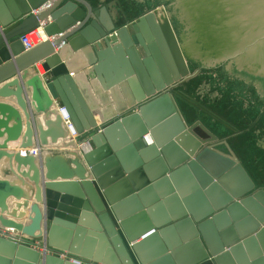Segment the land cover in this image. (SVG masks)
<instances>
[{
  "label": "water",
  "instance_id": "water-1",
  "mask_svg": "<svg viewBox=\"0 0 264 264\" xmlns=\"http://www.w3.org/2000/svg\"><path fill=\"white\" fill-rule=\"evenodd\" d=\"M159 5L161 21L147 13ZM39 27L48 39L24 52L20 37ZM242 71L264 80V0H0V98L24 111L22 148L68 132L92 145L40 171L0 153L35 185L31 224L1 226L43 231L42 251L0 237V263L264 264V81ZM95 93L117 115H102ZM9 197L26 199L0 181L1 213Z\"/></svg>",
  "mask_w": 264,
  "mask_h": 264
},
{
  "label": "crops",
  "instance_id": "crops-1",
  "mask_svg": "<svg viewBox=\"0 0 264 264\" xmlns=\"http://www.w3.org/2000/svg\"><path fill=\"white\" fill-rule=\"evenodd\" d=\"M79 8L83 11H86V8L82 4H78ZM157 16L158 20H163L166 18V14L159 13ZM126 25V24H125ZM9 54L12 57L16 51L10 49ZM78 59H82L81 56L76 57V61ZM73 64V63H72ZM75 64V63H74ZM34 69L40 74L43 75V71L40 72L39 69H41V63H38L34 66ZM42 70V69H41ZM70 71L74 73L73 75L79 76L81 75V69L74 70V67L71 65ZM3 84H1L2 86ZM97 93L100 95V98L103 97V93L98 88ZM96 93L92 94L93 96V102L96 108H99L98 111L102 112V115H106L109 119L110 117H114L117 115L116 110V102L112 99L111 95H107L106 105H103V100L100 99ZM0 103H4L8 105V107L12 108L17 117H11L7 120V117L5 115H2L0 112V121H4L2 126L0 127V153L7 154V155H20L21 157H32L34 159L35 166L39 169H41L40 165L47 157H54V156H62L64 159H70L75 155L79 159L81 158L80 155V145L83 144V140L85 139V136L78 137L77 135L74 136L73 133H69L67 131V125L65 126L67 133V138L63 141H59L55 144H51L50 142L47 144V146H38L35 145L33 141V147L30 148H22L23 144V134L25 132V124H26V118L24 111L18 106L17 101L15 97H10L6 99L0 98ZM115 118H118L117 116ZM16 119L20 124H22V131L20 132L19 136L15 140H9L8 139V131H11L16 126ZM5 123V125H4ZM65 123V122H64ZM79 148V149H78ZM86 169V168H85ZM42 174L45 173V168H42L41 171ZM24 175V176H23ZM33 175L32 171H29V166L24 165H17V163L13 160L8 161L5 158V155L0 160V181L8 183L10 186L16 188L17 190H20L21 193H23L26 196L25 198H21L20 200H16L13 197H9L5 200V205L7 206V210L4 213H1L0 210V216L4 217L7 220H10L14 222L15 224L22 225V226H28L31 224V219L33 218V214L30 211L31 205L34 204V195H35V185L34 183L29 179ZM27 201V207L25 209H16L15 205L17 203L23 204ZM41 234H43L42 228L39 231H36L34 233L33 237H29L26 235H23L21 231H18L15 228H6L2 227L0 224V237L7 238V237H13L16 239L25 240L30 243L31 247L35 250L41 249ZM35 244H39L37 247ZM1 264V263H0Z\"/></svg>",
  "mask_w": 264,
  "mask_h": 264
},
{
  "label": "built area",
  "instance_id": "built-area-1",
  "mask_svg": "<svg viewBox=\"0 0 264 264\" xmlns=\"http://www.w3.org/2000/svg\"><path fill=\"white\" fill-rule=\"evenodd\" d=\"M47 39L48 38H47V36H46L43 28L42 27H39V28H37V29H35V30L27 33V34L22 35L20 37V42H21V44L23 46L24 52H27V51H30V50L34 49L35 47L39 46L40 44H42L43 42H45ZM42 71H43V69H42ZM63 119H64L65 124L69 127L70 124L68 122V118H63ZM73 135L76 136L75 133H73ZM83 145H87V148L86 149H81V146H83ZM79 148H80V151H81L80 152V155L82 157L83 154L88 153L89 151H91V149H92L91 142L89 140H86V141L83 142V144L80 145ZM38 245L39 244H35L36 247ZM39 250H43V249L41 248ZM46 252H49V251L46 250ZM60 257L63 258V259H67V256L66 255H60ZM68 260H70V261H72V262H74L76 264H81V262L78 261V260H74V259H68Z\"/></svg>",
  "mask_w": 264,
  "mask_h": 264
},
{
  "label": "rangeland",
  "instance_id": "rangeland-1",
  "mask_svg": "<svg viewBox=\"0 0 264 264\" xmlns=\"http://www.w3.org/2000/svg\"><path fill=\"white\" fill-rule=\"evenodd\" d=\"M149 12H153V13H155L156 15H158L159 13L166 14L165 11H164L163 5H159V6H157L156 8H154V9L148 11L147 13H149ZM145 14H146V13H145ZM145 14H143V15H145ZM143 15H141V16H143ZM141 16H139V17H141ZM139 17L135 18L134 20H132V21L126 23V24H129V23L134 22V21L137 20ZM122 26H125V24L122 25ZM197 121H198V120H195L192 124L196 123ZM200 123H201V122H200ZM192 124H190V125H192ZM201 124H202V123H201ZM202 125H203V124H202ZM195 133H196L198 136L202 137V138L205 137L204 133H203L199 128H196ZM217 138H218V137H217ZM218 140H219V142L225 141V140H223V139H221V138H218ZM216 148L219 149V150H221V151H223V152H226V148H225L223 145H219V146H217ZM257 188L260 189L259 187H257Z\"/></svg>",
  "mask_w": 264,
  "mask_h": 264
},
{
  "label": "flooded vegetation",
  "instance_id": "flooded-vegetation-1",
  "mask_svg": "<svg viewBox=\"0 0 264 264\" xmlns=\"http://www.w3.org/2000/svg\"><path fill=\"white\" fill-rule=\"evenodd\" d=\"M181 25H182V30L186 33V31H185V25H184V23H180ZM197 62L199 63V65L202 67V66H204V63H203V61H201V60H197ZM243 73H246V74H248L247 72H245V71H242ZM249 75V77L250 78H252V79H260V80H263V78H260V77H258V76H255V75H252V74H248ZM264 81V80H263ZM173 92H174V89H173ZM196 107H198L197 105H195ZM198 108H200V107H198Z\"/></svg>",
  "mask_w": 264,
  "mask_h": 264
},
{
  "label": "trees",
  "instance_id": "trees-1",
  "mask_svg": "<svg viewBox=\"0 0 264 264\" xmlns=\"http://www.w3.org/2000/svg\"><path fill=\"white\" fill-rule=\"evenodd\" d=\"M260 80V79H259ZM262 82H263V80H261ZM261 165V172H260V175H259V179L258 180H256V179H254L255 180V185H256V188H257V186H259V185H263L264 184V171H263V167H264V165L263 164H260ZM249 170V169H248ZM250 172V171H249ZM249 174V173H248ZM250 175V174H249ZM250 177H251V175H250Z\"/></svg>",
  "mask_w": 264,
  "mask_h": 264
},
{
  "label": "bare ground",
  "instance_id": "bare-ground-1",
  "mask_svg": "<svg viewBox=\"0 0 264 264\" xmlns=\"http://www.w3.org/2000/svg\"><path fill=\"white\" fill-rule=\"evenodd\" d=\"M40 70V72H42V70L41 69H39ZM87 148V145H83V146H81V149H86Z\"/></svg>",
  "mask_w": 264,
  "mask_h": 264
}]
</instances>
